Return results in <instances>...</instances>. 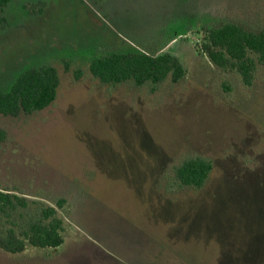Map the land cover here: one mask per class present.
Segmentation results:
<instances>
[{"label": "rangeland", "instance_id": "obj_1", "mask_svg": "<svg viewBox=\"0 0 264 264\" xmlns=\"http://www.w3.org/2000/svg\"><path fill=\"white\" fill-rule=\"evenodd\" d=\"M3 14L0 92L37 66L59 86L48 107L0 116V191L26 202L0 214V234L63 201L64 243L0 250V264H264V67L244 86L199 32L264 30V0H13ZM130 49L172 54L185 75H90L88 58ZM195 157L212 164L204 187L179 186L175 169Z\"/></svg>", "mask_w": 264, "mask_h": 264}, {"label": "trees", "instance_id": "obj_2", "mask_svg": "<svg viewBox=\"0 0 264 264\" xmlns=\"http://www.w3.org/2000/svg\"><path fill=\"white\" fill-rule=\"evenodd\" d=\"M13 0H0V31L7 26L4 10ZM201 30V29H200ZM201 51L219 69L232 70L244 86H251L257 65L264 67V30H247L240 24L225 22L204 28ZM88 71L102 84H119L128 80L135 86L145 83L157 85L170 77L180 81L185 68L180 60L169 53L148 54L136 49L111 51L88 58ZM76 79L79 75L75 76ZM59 77L55 68L37 66L19 75L11 88L0 92V116L18 117L40 111L54 102L57 96ZM7 133L0 127V144ZM212 170V164L195 157L184 161L175 169L179 186L200 189L204 187ZM63 201H58L60 208ZM26 202L9 193L0 191V214L8 216ZM56 207L40 210L39 216L26 228L17 231L13 226L0 234V250L17 254L29 245L38 249H57L64 243L62 220L57 217Z\"/></svg>", "mask_w": 264, "mask_h": 264}]
</instances>
